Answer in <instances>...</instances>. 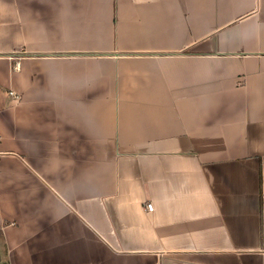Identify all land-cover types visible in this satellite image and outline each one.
Here are the masks:
<instances>
[{"label":"crops","instance_id":"1","mask_svg":"<svg viewBox=\"0 0 264 264\" xmlns=\"http://www.w3.org/2000/svg\"><path fill=\"white\" fill-rule=\"evenodd\" d=\"M0 264H264V0H0Z\"/></svg>","mask_w":264,"mask_h":264},{"label":"built area","instance_id":"2","mask_svg":"<svg viewBox=\"0 0 264 264\" xmlns=\"http://www.w3.org/2000/svg\"><path fill=\"white\" fill-rule=\"evenodd\" d=\"M153 207H154V206H153V203H152V202H149V203H148V208H149L150 210H152Z\"/></svg>","mask_w":264,"mask_h":264}]
</instances>
